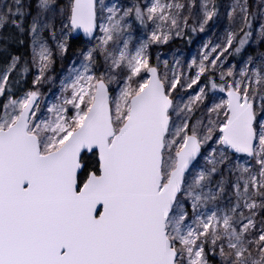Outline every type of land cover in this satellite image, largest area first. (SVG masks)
<instances>
[{"label":"snow or ice","instance_id":"6c2138e0","mask_svg":"<svg viewBox=\"0 0 264 264\" xmlns=\"http://www.w3.org/2000/svg\"><path fill=\"white\" fill-rule=\"evenodd\" d=\"M0 264H264V0H0Z\"/></svg>","mask_w":264,"mask_h":264}]
</instances>
